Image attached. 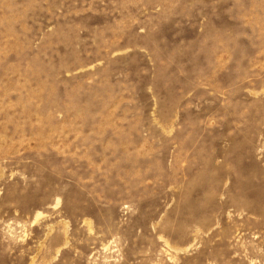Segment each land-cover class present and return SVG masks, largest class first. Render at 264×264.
I'll return each mask as SVG.
<instances>
[{
    "label": "rangeland",
    "instance_id": "374dc122",
    "mask_svg": "<svg viewBox=\"0 0 264 264\" xmlns=\"http://www.w3.org/2000/svg\"><path fill=\"white\" fill-rule=\"evenodd\" d=\"M0 264H264V0H0Z\"/></svg>",
    "mask_w": 264,
    "mask_h": 264
}]
</instances>
